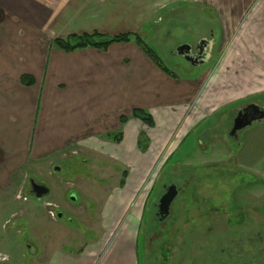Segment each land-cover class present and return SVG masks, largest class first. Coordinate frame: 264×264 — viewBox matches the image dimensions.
<instances>
[{"label":"crops","instance_id":"0c3cea01","mask_svg":"<svg viewBox=\"0 0 264 264\" xmlns=\"http://www.w3.org/2000/svg\"><path fill=\"white\" fill-rule=\"evenodd\" d=\"M192 7L211 10L217 36L204 37L213 41L211 55L189 63L185 75L166 73L134 40L73 51L54 43L94 32L152 39L163 19ZM24 75L33 82L25 84ZM251 101H264V0H0V202L25 193V179L43 167L91 152L126 166L123 189L107 211L120 213L136 184L133 170L143 175L164 152L161 171L193 129ZM134 108L149 112L154 126L132 117ZM118 130L120 143L108 139ZM145 202L105 250H55L41 264H137ZM10 259L0 250V264Z\"/></svg>","mask_w":264,"mask_h":264},{"label":"rangeland","instance_id":"374dc122","mask_svg":"<svg viewBox=\"0 0 264 264\" xmlns=\"http://www.w3.org/2000/svg\"><path fill=\"white\" fill-rule=\"evenodd\" d=\"M207 11L209 13H202L192 7L189 11L175 12L161 22L160 35L155 34V38L152 39L144 38L171 72L185 75L184 73L191 67L182 56L174 53L178 45L195 44L205 36H217L216 27L212 26L216 17L210 14L211 10ZM170 27L171 35L168 32ZM232 117L233 114L224 111L220 118L213 116L203 125L193 129L183 139L180 147L167 155L168 159L161 171L159 170L164 163V152L143 175H138L136 170H133L129 177L132 184L135 182L136 184L120 213L118 207H114L111 214L107 213L108 204L114 197L116 189H123L121 182L126 166L120 162L91 152L75 151L71 159L56 164L60 170L43 167L39 174L29 175L25 179L26 190L23 194L29 200L25 202L24 199H15L13 193H10L5 202H0L1 252L11 257V264H41L45 255L55 250L75 254L85 249L94 255L101 248L106 249L126 219H138L136 213L142 210L144 200L148 201L145 202L146 209H151L155 194L161 188L159 182L167 180L170 174L201 172L203 167L200 166L206 161L230 162L235 157H239L241 162L264 174V121L256 122L244 131V141L238 149L232 138L225 133L230 127ZM218 122V125L201 132V136L197 135L206 126ZM30 176L46 183L50 192L42 198H37L29 192ZM261 185L262 182L258 181L256 207L260 212H264V189L259 187ZM72 196L75 200H72ZM48 202L56 206H48L46 204ZM117 204L122 206L120 202ZM123 211L125 214L121 215ZM59 213H62L61 217L58 216ZM110 215L115 219L109 225L106 217ZM69 217L72 218L71 221L68 220ZM143 220L146 219L142 217L141 227L144 226ZM181 227L184 230L183 224ZM27 243L34 250L29 251ZM196 245L195 250L199 249L200 242L196 241ZM141 249L139 236L137 244L139 261Z\"/></svg>","mask_w":264,"mask_h":264},{"label":"flooded vegetation","instance_id":"af4514ba","mask_svg":"<svg viewBox=\"0 0 264 264\" xmlns=\"http://www.w3.org/2000/svg\"><path fill=\"white\" fill-rule=\"evenodd\" d=\"M190 45L192 57L180 56L197 65L195 61L203 57L202 46L199 42ZM252 104L264 108V101L238 106L225 131L238 149L244 141V131L264 121L245 125L258 115ZM32 181L48 186L30 176L31 193ZM258 181L264 189V174L241 162L239 157L230 162H207L201 172L170 174L167 180L159 182L161 188L151 209L144 206L141 213V219L146 220L143 227L140 225L142 255L141 261L137 255V264H264V212L256 207ZM171 197L168 206L167 202L163 204L162 198L166 201ZM196 241L200 242L197 250Z\"/></svg>","mask_w":264,"mask_h":264},{"label":"trees","instance_id":"16d2710c","mask_svg":"<svg viewBox=\"0 0 264 264\" xmlns=\"http://www.w3.org/2000/svg\"><path fill=\"white\" fill-rule=\"evenodd\" d=\"M134 40L137 44H139L142 49L148 54V56L151 57V59L162 69L164 70L166 73L170 74V75H174L176 76L173 72H171L161 61L160 56L158 55V53L156 52V50L154 48H152L151 46H149L145 40L138 34H133V33H124V34H120V35H115V36H109V35H105L99 32H94V33H84V34H75V35H71L68 38L65 39H60L57 38L54 43L57 47H59L62 50L65 51H73L79 48H86V47H98V48H102V49H107L108 46L112 43L115 42H128ZM22 81L25 84H31L32 81V77L28 76V75H24L22 77ZM131 116L134 118H138L141 121H143L144 123H146L149 126H154V119L152 117V115L145 111L142 108H134ZM128 117L125 115L121 116V122L122 124H124L127 121ZM108 139L116 142V143H120L123 137L122 132H118L115 134H109L107 135ZM142 141V142H141ZM143 140H140V146L142 147V149H145L143 146ZM123 177L124 179L121 182V186L124 185L125 179L127 177V171H124L123 173Z\"/></svg>","mask_w":264,"mask_h":264},{"label":"water","instance_id":"95a60500","mask_svg":"<svg viewBox=\"0 0 264 264\" xmlns=\"http://www.w3.org/2000/svg\"><path fill=\"white\" fill-rule=\"evenodd\" d=\"M212 44L213 41L208 39V38H203L199 41V46H202V52H203V57L198 58L197 65L200 63L206 62L209 57H210V50L212 49ZM209 50V51H208ZM175 54L177 55H186L188 59H190L191 56V45L188 43H184L179 45L176 50L174 51ZM199 62V63H198ZM252 107H255L256 111L258 112V115L254 118H252L250 121L246 122L245 125H250L252 124L253 121H261L264 119V108L259 107L257 104H252L250 105ZM61 168L58 166L54 167V170H60ZM32 186V193L37 197V198H42L44 195L48 194L50 192V189L48 186L43 185V184H38L36 182H31ZM72 199H75L74 196H72ZM165 198H162L163 204L167 202V206L169 205V201L172 200V197L170 199H167L166 201L164 200ZM59 216H61V213H59ZM29 249H33L31 245L28 246Z\"/></svg>","mask_w":264,"mask_h":264},{"label":"built area","instance_id":"2783aa9c","mask_svg":"<svg viewBox=\"0 0 264 264\" xmlns=\"http://www.w3.org/2000/svg\"><path fill=\"white\" fill-rule=\"evenodd\" d=\"M18 197H20V195ZM3 259H5V257H3Z\"/></svg>","mask_w":264,"mask_h":264}]
</instances>
